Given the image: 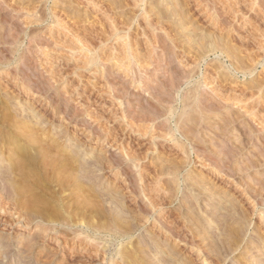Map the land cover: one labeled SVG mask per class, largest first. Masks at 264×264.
<instances>
[{
    "label": "rangeland",
    "instance_id": "obj_1",
    "mask_svg": "<svg viewBox=\"0 0 264 264\" xmlns=\"http://www.w3.org/2000/svg\"><path fill=\"white\" fill-rule=\"evenodd\" d=\"M49 144L76 184L49 172L57 154L43 170ZM24 151L29 188L10 171ZM32 195L19 224L11 201ZM134 246L148 264H264V0H0V264H121Z\"/></svg>",
    "mask_w": 264,
    "mask_h": 264
},
{
    "label": "bare ground",
    "instance_id": "obj_2",
    "mask_svg": "<svg viewBox=\"0 0 264 264\" xmlns=\"http://www.w3.org/2000/svg\"><path fill=\"white\" fill-rule=\"evenodd\" d=\"M6 120H7V119H6ZM6 120H5V122L8 121V120H7V121H6ZM2 121L4 122V120H2ZM9 121H10V120H9ZM8 123H9V122H8ZM7 125H8V124H7ZM9 125H10V124H9ZM14 126H15V125H14ZM8 127H9V126H8ZM14 129H15V128H13V130H14ZM16 130H17V128H16ZM18 130H19V129H18ZM24 130L26 131V128H25ZM24 130H23V131H24ZM4 131H5V130H4ZM25 131H24V132H25ZM28 131H29V130H28ZM20 132H21V131H20ZM30 132L32 133V131H30ZM21 133H22V132H21ZM27 133H29V132L26 131V133H24V135H22V136H21L20 133H19V134H20L21 138H24L25 140H26V139H27V140H30V144H31V146L35 145V144H36V141L38 140V139H37L38 137L35 136L36 132H35V134L33 133L34 135H32V134L30 135V133H29V134H27ZM16 134H17V133H16ZM1 135H2V134H1ZM17 135H18V134H17ZM38 135H39V134H38ZM45 136H46V135H45ZM45 136H43V137H45ZM39 138H40V137H39ZM21 140H23V139H21ZM40 140H41V139H40ZM43 141H44V140H43ZM26 142H27V141H26ZM26 142H25V143H26ZM53 142H54V141H53ZM27 143H29V142H27ZM41 143H42V142H41ZM50 144H51V143H50ZM50 144H49V146H47V148L44 147L43 149H40L41 151H40L38 148H39L41 145H43V143H42L41 145L38 144L39 147L37 146V147H38L37 150H39L40 152H42V150H43V152H42V153L39 152L40 154H38L37 151H36V155L38 154V155L40 156V159L43 158L42 160H44V162H45V160L47 161V162H45V163H44V162L42 163V165L44 164L43 166L40 165V166L43 167V170H44V166H46V165H48V166H46V167H47V170H48V168H49V165H50L49 170L52 169V165L55 163V161H57V162L59 161L58 159H54L55 157L52 158V156H51V153H52L51 149H52V147H51ZM56 144H57V143H56ZM56 144H55V145H56ZM24 146H25V145H24ZM45 146H46V145H45ZM52 146H53V145H52ZM42 147H43V146H42ZM42 147H41V148H42ZM49 147H51V149H50ZM20 148H21V146H20ZM25 148H26V147H25ZM53 148H54V150H55V148H57V147L55 146V147H53ZM44 149H45V150H44ZM47 149H48V150H47ZM49 149H50V150H49ZM26 150H27V149H26ZM29 150L31 151V150H32V147H31ZM33 150H34V149H33ZM52 150H53V149H52ZM34 151H35V150H34ZM34 151H33V153H34ZM55 151H57V149H56ZM24 152H26V151H24ZM26 153H27L26 155H25L24 153H23L24 155H23V154H22V156L20 155L21 157H20V156L17 157L18 155L16 156L17 158H12V157H10V160L13 162L12 167H11V165H10V167L12 168V169H10V171H11V170H13V171L15 170L14 172H16V171H17V172H18V171H20V172H22V171H23V172H26V170H27V172H28V170H29L28 168H30L29 165L33 163V162H32L33 160H36L35 158H37V156L34 155L35 157H33V158H34V159H33V158H30V157L33 155V154H31L32 152L30 153L31 155L28 154V153H29L28 151H27ZM53 153H54V155H56V154L58 153V151H57L56 153H55V152H53ZM53 153H52V155H53ZM27 155H29L30 157H28ZM54 155H53V156H54ZM9 156H10V155H9ZM57 156H58L59 159H60V157L63 158V157H62L63 155H61V156L59 157V155L57 154V155H56V158H57ZM41 157H42V158H41ZM64 157H65V156H64ZM66 157H67V156H66ZM68 158H69V157H67L66 159H68ZM12 159H13V160H12ZM63 159H64V160H63ZM63 159H60V162H62V160H63V162H64V163H63V162L61 163L62 165L59 164V165H61L60 168H58V167L56 168V167H55L56 169L53 168L52 170H50V171L48 170V171L51 172V171L55 170V171H53V172H55V173L57 174V176L59 177V178H57V180H55L56 182L58 181L57 183H59L60 180H63L64 182H67L68 184H70L71 182L75 181L74 179H76V177L74 176V174H75L76 172H75L74 174L72 173V172L74 171V167H73L74 164L71 165V163H68L69 161H67L65 158H63ZM8 160H9V158H8ZM65 160L67 161V163H68V165H69L67 168H70V166L73 167V168H72V169H73L72 172H71V168L69 169V171L73 174V176H72V175L69 176L70 173L68 174V172H66L68 169L65 167V164L67 165V163H65ZM11 161H9L10 164L12 163ZM40 161H41V160H40ZM41 162H42V161H41ZM48 162H49V163H48ZM57 162H56V164L60 163V162H58V163H57ZM38 164H39V162H38ZM45 164H46V165H45ZM63 164H64V166H63ZM76 164H77V163H76ZM32 165H33V164H32ZM53 166H55V164H54ZM74 166H75V165H74ZM33 167H34V166H33ZM33 167H32V168H33ZM42 167H39V168H41V169L39 170L40 172H41V170H42ZM64 168H65V169H64ZM75 168H76L77 170L79 169V168H77V167H75ZM66 169H67V170H66ZM76 169H75V170H76ZM24 170H25V171H24ZM31 170H32V169H31ZM33 170H34V169H33ZM35 170H36V169H35ZM45 170H46V168H45ZM13 171H12V172H13ZM48 171H47V172H44V171H43V172H44L45 175H46V174L48 173ZM17 172H16V173H17ZM20 172H18V173H20ZM27 172H26V173L24 174V176H23L24 179H22V177H21V176H22V175H21L22 173L20 174V175H21V176H20L21 180H20V178H19L20 181H22V180H23V181L26 180V181H24V182L26 183L30 178L33 179V178H32L33 175L31 176V174H33V172H35V171H29L30 174L27 173ZM40 172H39V173H40ZM43 172H41V173H43ZM53 172H52V173H53ZM78 172H81V171H78ZM36 173H37V172H36ZM65 173H66L67 175H64ZM12 174H13V173H12ZM14 174H15V173H14ZM76 174H77V173H76ZM76 174H75V175H76ZM78 174H79V173H78ZM13 176H15V175H13ZM37 176L39 177L38 174L36 175V177H37ZM65 176H67L68 178H70V177L72 176L74 179L72 178L73 181H71L72 179L70 180V179H68V178L65 177ZM18 177H19V176H18ZM18 177H17V178H18ZM33 177H34V176H33ZM36 177H35V179H36ZM43 177H44V176H43ZM55 177H56V176H55ZM62 177H64V178H62ZM52 178H53V177H52ZM79 178H80V176H78V179H79ZM37 179H38V178H37ZM37 179H36V180H37ZM42 179H43V178H42ZM19 180H17V181H19ZM38 180H39V179H38ZM68 180H70L71 182L69 183ZM23 181L21 182L22 184H24ZM33 181H34V180H33ZM33 181H31V182H33ZM40 181H41V179H40ZM63 181H62L61 183H59V184H62V186H63L62 188L64 189V185H66L67 183H64ZM9 182H10V181H9ZM11 182H12V180H11ZM15 182H16V180H15ZM15 182H14V183H15ZM34 182H36V181H34ZM47 182H49V181H47ZM16 183H19V182H16ZM21 183H20V184H21ZM27 183H28V182H27ZM27 183L24 184V187L27 185ZM53 183H55V182H53ZM33 184H34V183H33ZM35 184H36V183H35ZM40 184H41V183H40ZM42 184H43V183H42ZM44 184H45V183H44ZM75 184H76V181H75ZM77 184H78V183H77ZM37 185H38V184H37ZM14 186H16V185H14ZM18 186H19V184H18ZM28 186L30 187V185H27V187H28ZM34 186H35V185H34ZM34 186H33V187L31 186V188L34 189V188L36 187V186H35V187H34ZM45 186H46V185H44V186H42V187H45ZM66 186H67V185H66ZM68 186H69V185H68ZM19 187H20V186H19ZM19 187H18V188H19ZM29 187H28V188H29ZM37 187H38V186H37ZM39 187H41V186H39ZM57 187H59L58 184H57ZM71 187H73V186H71ZM16 188H17V186H16ZM18 188H17V189H18ZM28 188H26V189H28ZM47 188H48V187H47ZM68 188H69V187H68ZM42 189H43V188H42ZM60 189H61V187H60ZM60 189H59V190H60ZM19 190H20V189H19ZM36 190H37V189H36ZM46 190H47V189H46ZM67 190H69V189H67ZM21 191H22V189H21ZM29 191H31V189H30ZM33 191H34V190H32L31 192H33ZM42 191H45V190L43 189V190H41V192H42ZM60 191H61V190H60ZM31 192H27V191L24 192V191H23V192H19L18 195H19L20 193H24V194L27 193V194H28V193H31ZM44 193L46 194V191H45ZM54 193H55V192H54ZM78 193H79V192H78ZM78 193H77V194H78ZM24 194H23V195H24ZM27 194H26V195H27ZM21 195H22V194H21ZM33 195H36V196H37V194H33ZM33 195H32V197H33ZM41 195H42V194H41ZM5 196H7V195H5ZM19 196H20V195H19ZM19 196H18V199L16 198L15 201H11V202L13 203L12 205H13V207L16 208L17 211L20 210V211H18V212H19L18 214H20V215H18L19 217H17V220H16V221L19 222V224H22L23 219H22L21 217L24 218V215H23V214H25V217L28 216V218H29V215H31V217H32V216H33V215H32V214H33L32 212H35L36 208L38 209L37 204H39V203H37V202L39 201V199H37L38 197H33V198H32L31 196H30L29 198H27V196H26V198L24 199L25 195H24L23 199L21 198L22 196L20 197V198H21V199H20ZM48 196H50V194H49ZM53 196H54V195H52L51 197H53ZM39 197H40V196H39ZM7 198H10V197L8 196ZM35 198L37 199V201H36ZM42 198H43V197H42ZM53 198H54V197H53ZM56 198H57V197H56ZM195 198H196V197H195ZM34 199H35V200H34ZM54 199H55V198H54ZM79 199H80V198H79ZM85 199H86V198H85ZM7 200H8V199H7ZM10 200H11V198H10ZM13 200H14V199H13ZM46 201H47V200H46ZM76 201H77V200H76ZM91 201H92V200H90V202H91ZM35 202H36V204H35ZM61 202H62V201H61ZM63 202H64V201H63ZM81 202H83V201H81ZM44 203H45V202H44ZM57 203H58V202H57ZM75 203H76V202H75ZM86 203H87V202H86ZM41 204H42V203H41ZM49 204H50V203H49ZM49 204H48V205H49ZM58 204H59V203H58ZM92 204H93V203H91V205L87 203V205H90V206H92ZM39 205H40V204H39ZM46 205H47V203H46ZM53 205H54V204H53ZM73 205H75V204H73ZM83 205H84V204H83ZM54 206H55V205H54ZM54 206H53V207H54ZM41 207H42V206H41ZM43 207H44V205H43ZM43 207H42V208H43ZM46 207H47V206H46ZM53 207L51 206L52 209H53ZM76 207H77V206H76ZM78 207H80V206H78ZM64 208H65V207H63L62 209H60V208H59V209L62 211V210H64ZM67 208H68V207H67ZM87 208L89 209V207H87ZM93 208H94V207H93ZM93 208H92V209H93ZM154 208H155V207H154ZM47 209H48V208H47ZM49 209H50V208H49ZM52 209H51V210H52ZM54 209H55V210H56V209L59 210V209L56 208V207H55ZM70 209H71V207H70ZM84 209H85V206H84ZM12 210H14V208H12ZM41 210L43 211V213H41V216H40V218H41V220H42L41 223H48V222H49L50 224H51V223L54 224V223L57 222V220H56V222H54V221H55L54 219L56 218L54 215H53V216H54L55 218L52 219V220H50L52 216H51V217H50V216H47V214L44 212V210H43V209H41ZM55 210H52V211H55ZM78 210L80 211V209H78ZM95 210H96V209H95ZM155 210H156V209H155ZM42 211H39V212H42ZM52 211H51V212H52ZM68 211H69V210H68ZM68 211H67V212H68ZM192 211H193V210H192ZM49 212H50V210H49ZM49 212H48V213H49ZM55 212L57 213V211H55ZM55 212H54V213H55ZM62 212H63V211H62ZM62 212H61V214H62ZM74 212H75V214H76V211H75V210H74ZM77 212H78V211H77ZM80 212H81V211H80ZM80 212H79V214H80ZM84 212H85V210H84ZM94 212H95V211H94ZM15 213H16V212H15ZM71 213H73V212H71ZM85 213H86V212H85ZM85 213H83V215H81V214H80V215L78 214V215H79V217H80V216H84ZM91 213H92V212H91ZM45 214H46V215H45ZM52 214H53V212L51 213V215H52ZM58 214H60V213L58 212ZM61 214H60V215H61ZM75 214H74V215H75ZM35 215H36V213L34 214V217H35ZM49 215H50V213H49ZM60 215H59V216H60ZM63 215H65V214H63ZM70 215H73V214H70ZM65 216H67V215H65ZM65 216H64V217H65ZM31 217H30V218H31ZM38 217H39V216H38ZM57 217H58V215H57ZM60 217H62V216H60ZM76 217H77V216H76ZM76 217H75V218H76ZM70 218H71V217H70ZM75 218H74V219H75ZM24 219L26 220V218H24ZM36 219H37V218H35V220H36ZM65 219H66V221L68 222V219H67V218H65ZM72 219H73V217H72ZM74 219H73V220H74ZM21 220H22V221H21ZM39 220H40V219H39ZM63 220H64V218H63ZM63 220L61 219V221H60V222H57L56 224L61 225V226H63V227H66L67 224L70 225L69 222L67 223L65 220H64V221H63ZM27 221H28V220H26L25 223H28V225H29V223H30L31 221H30V220H29V222H27ZM46 221H48V222H46ZM70 221L72 222V220H70ZM65 222H66V225H65ZM73 222H74V221H73ZM74 223H75V225H76L77 222H74ZM74 223H73V224H74ZM78 223H79V221H78ZM90 223H91V222H90ZM79 224H80V223H79ZM23 225H24V223H23ZM38 225H39V224H38ZM47 225H49V224H47ZM71 225H72V224H71ZM85 225H87V224H85ZM94 225H95V224H94ZM19 226H20V225H19ZM40 226H41V225H40ZM87 226H88V225H87ZM92 226H93V224H92ZM96 226H100V225H99V224H98V225L96 224ZM163 226H164V225H163ZM26 227H27V226H26ZM41 227H42V226H41ZM43 227H44V226H43ZM43 227H42V228H43ZM55 227H56V226H54L53 228H55ZM100 227H102V226H100ZM42 228H40V229H42ZM53 228L50 229V226H49V228L47 227V228H43L42 230H40V231H42V233H43V235H44V236H43V237H44L43 240H45V241H50V240H55V239H56V240H57V243H58V246L61 247V248L59 247L58 250L61 249V252H62V251L65 249V248L63 247V245H64V242H67V241H65L67 235H65L64 232H63L62 230H61L62 232L59 230V231H57V232L55 233ZM57 228H58V227H57ZM68 228H69V227H68ZM75 228H76V227H75ZM91 228H93V227H91ZM96 228H97V227H96ZM96 228H95V229H96ZM102 228H103V227H102ZM52 229H53V230H52ZM99 229H101V228H99ZM104 229H105V228H104ZM163 229H164V228H163ZM55 230H56V228H55ZM37 231H38V230H37ZM51 231H52L53 233H55V234H52ZM77 231H78V230H77ZM77 231H76V232H77ZM127 231H128V232H127ZM129 231L131 232V229H130V230L127 229V230L125 231V233L123 232L124 234L121 233L122 235H121V234H120L119 236L117 235V236L119 237V239H120V242H121V245H120L121 248H125V246H124V244H123V242H124L125 240H129V239H130L129 243L132 244V243H131L132 234H130ZM168 231L170 232V230H168ZM226 231H227V230H226ZM65 232H66V231H65ZM100 232H101V231H100ZM163 232H164V231H163ZM228 232H229V231H227V233H228ZM77 233H80V232H77ZM77 233H75V234H77ZM96 233H97V232H96ZM172 233H173V232H172ZM229 233H230V232H229ZM66 234H67V233H66ZM233 234H237V233H233ZM79 235H81V234H79ZM228 235H229V234H228ZM41 236H42V235H41ZM85 236H86V235H85ZM85 236H84V237H85ZM110 236H111V235H110ZM209 236H210V235H209ZM236 236H237V235H236ZM86 237H88V235H87ZM118 237H116V238L118 239ZM210 237H211V236H210ZM212 237H213V236H212ZM230 238H231V237H230ZM230 238H229V239H230ZM87 239H89V237H88ZM119 239H118V240H119ZM212 239H213V238H212ZM226 239H227V238H226ZM56 240H55V241H56ZM223 240L225 241V239H223ZM211 241H212V240H211ZM216 241H217V240H216ZM216 241L214 240V243H215ZM61 242H62V244H61ZM92 242H95V241L92 240ZM212 242H213V241H212ZM129 243H128V244H129ZM216 243H218V242H216ZM216 243H215V244H216ZM221 243H222V242H221ZM221 243H220V246H221ZM59 244H60V245H59ZM96 244H99V243H96ZM215 244H214V245H215ZM65 245H66V244H65ZM65 245H64V246H65ZM99 245H100V244H99ZM126 245H127V244H126ZM132 245H133V244H132ZM217 245H218V244H217ZM223 245H224V244H223ZM225 245H226V244H225ZM215 246H216V245H215ZM226 246H227V245H226ZM229 246H230V245H228V247H229ZM98 247H99V246H98ZM100 247H101V246H100ZM100 247H99V248H100ZM138 247H139V246H138ZM217 247H218V246H217ZM223 247H224V246H223ZM223 247H222V249H224ZM121 248H120V249H121ZM229 248H230V247H229ZM120 249H119V251L116 253L117 257L119 258V262H117V260H113L115 263H121V264H138V263L140 262L141 264H148V262H149V261L147 262V260H149V259H144V257H143V259L140 261L141 257H137L138 254L140 253V252H139V253L137 252L139 248L136 249L135 246H134V250H130L131 248L128 249L127 247H126V250L123 249V250H125V251H123L122 249L120 250ZM215 249H216V248H215ZM218 249H220V248H218ZM218 249H217V250H218ZM226 250H227V249H226ZM235 250H236V249H235ZM200 251H201V250H200ZM228 251H229V250H228ZM231 251H232V249H231ZM219 252H220V251H219ZM62 253H63V252H62ZM161 253H162V252H161ZM228 253H229V252H228ZM222 254H223V253H222ZM159 255H160V254H159ZM139 256H140V255H139ZM150 257H151V256H150ZM218 257H219V256H218ZM218 257H217V258H218ZM139 258H140V259H139ZM155 258H156V256H155ZM159 258H160V257H159ZM211 258H212V257H211ZM220 258H221V257H220ZM221 259H222V261L224 260L223 258H221ZM214 260H215V259H214ZM214 260H213V261H214ZM216 260H218V262H219V259H216ZM159 262H160V261H159ZM156 263H157V262H156ZM172 263H173V262H172ZM223 263H224V262H223ZM223 263H220V264H223ZM150 264H151V263H150ZM166 264H167V263H166ZM180 264H181V263H180ZM208 264H209V263H208ZM210 264H212V263H210Z\"/></svg>",
    "mask_w": 264,
    "mask_h": 264
}]
</instances>
